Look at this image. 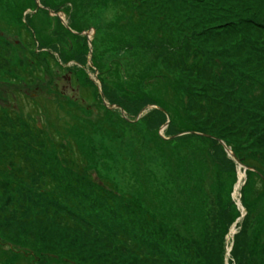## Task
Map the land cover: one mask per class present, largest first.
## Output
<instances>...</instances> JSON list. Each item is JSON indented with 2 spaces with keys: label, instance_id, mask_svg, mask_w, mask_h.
<instances>
[{
  "label": "rangeland",
  "instance_id": "1",
  "mask_svg": "<svg viewBox=\"0 0 264 264\" xmlns=\"http://www.w3.org/2000/svg\"><path fill=\"white\" fill-rule=\"evenodd\" d=\"M243 70L264 79V0H0V108L24 129L21 142L17 132L3 138L26 157L0 146L10 166L0 181L13 190L0 196L2 212H12L0 217V264H100L64 248L61 219L45 221L46 209L32 204L47 198L90 219L94 229H82L107 243L98 252L108 241L119 250L133 241L126 255L135 253V264H257L259 171L234 170L226 148L229 166L211 155L217 139L227 140L264 165V122L234 125V105L224 120L220 98L207 91L220 75L241 78ZM135 100L153 103L135 111ZM30 134L45 146L35 139L29 148ZM70 149L68 160L62 151ZM239 170L253 212L241 190L233 194ZM246 214V237L236 243ZM227 216L235 219L228 228ZM243 249L250 255L237 259Z\"/></svg>",
  "mask_w": 264,
  "mask_h": 264
},
{
  "label": "trees",
  "instance_id": "2",
  "mask_svg": "<svg viewBox=\"0 0 264 264\" xmlns=\"http://www.w3.org/2000/svg\"><path fill=\"white\" fill-rule=\"evenodd\" d=\"M25 30L28 32V34H30L29 33V32H31L30 29L25 27ZM226 65H227V69L230 67L237 66L236 64H233V63L228 64L227 62H226ZM228 72L229 71H227V73H226V75H224V77H222V75H220L216 80L215 79L212 80L211 84H217L218 83V85H217V87H216V85H215V87L210 86V88L207 91L210 94H214L217 98L221 99V100L218 99V102L214 103L215 106L219 109V113H218L219 116H221L222 118H225L224 120H228V118H229V117H227L228 112H229V110H231V105H234V107H232V108H234L233 110H235V113L232 112V116H236V118L231 117V119H233L232 123L238 127H240V125H243V127H245V128H250V129L254 130V125L252 123V119L256 118L257 120H262L264 122V79H259V80L257 79L258 77L263 78L261 76L260 71H253L254 74H250V73H247L246 71L243 70V71H241V78H237L235 76V74H233V76H231V74ZM257 74H258V77L256 76ZM84 90L86 91L87 88H85ZM135 102L137 103L134 105L135 111H139V110H141L140 108H143L146 105L153 103V102H150V100H144V101L135 100ZM213 110H215V109H213ZM163 112H164V110H163ZM210 114H211V116L214 115L213 113H210ZM5 116H6L5 110L0 108V131L2 130V133H0V146L2 148H4V146H6L7 151L13 153V146L6 144L4 142L3 137L13 134L12 138H16L15 133L17 132L20 135L19 142H21V139L23 138L22 134L24 132V129H21V128L19 129L18 122H13V124H10L11 121L7 120L5 118ZM60 126H61L60 123H54V128H60ZM36 127H39V125L37 124L36 126H33V129L36 130ZM35 139L38 140V143H37L38 145L42 144L41 145L42 147L45 146V144H43L41 142V140H44V138H42L40 136L37 137L36 134L35 135L32 134V136L30 134L27 136V141H29L27 143V145L30 146L29 148H31L35 144ZM216 139L217 138H215V140ZM219 139H223V137H221ZM215 142L216 143H213V145L211 146L212 158L215 159L214 160L215 163H217L218 166H220V167L229 166V164H227L225 162V158H222V155L224 157L228 156L227 152L224 151L225 146L223 143H225L227 146L228 145L231 146V143H229L227 140H225V141L223 140V142L220 143L218 141V139ZM21 145L25 146V144H21ZM52 145L59 148L56 144H52ZM58 145H61L60 142L58 143ZM219 148H221L222 152L219 150ZM35 150H37L38 153H40V154L43 152V149H40V148H36ZM15 151H18V150L15 149ZM232 151L236 155L239 154V152L235 151V148H233V147H232ZM70 152L75 154L73 149H70L67 151L63 150L62 155L65 158H68V160H71ZM13 154L15 155V158H17V159H21L22 161L26 160V157L23 156L24 155L23 153L17 152V153H13ZM74 154H72V157L74 156ZM239 155H238V158L242 161V163L245 166L249 165L250 167L256 169L257 171H254V172L259 171L257 179H258V183L260 184V186L259 187L257 186L258 189H256V193L258 194V198H261L264 195V165L261 163L262 161L260 159H258L259 162L253 161L252 159H249L250 156L246 159H243ZM73 158H75V157H73ZM230 162H232L231 165L234 167V170L236 169V166H239L238 163L236 161H234L233 159H230ZM21 165H23V164H21ZM9 167L10 166L7 163L3 162V160L0 158V178L3 175V171L4 172L10 171ZM28 168H30L32 174H37L36 175L37 178L41 175V174H38L37 169H35L33 167V165L27 166V169ZM248 172L250 173V171H248ZM14 176H15V173H14ZM249 176H250V174H249ZM29 187L30 186H27V188H29ZM248 191H249L248 181H246L245 184L243 185L242 189H241V193H242L241 198H242L243 204L247 208H250V210H252L250 206H252L253 204L250 203L248 201V198H247ZM0 196H2L1 197L2 201L3 200L6 201L8 199V196H13V190L6 187L2 181H0ZM31 200H32V204L42 213H44L43 208L46 209L47 214H44V220L45 221H47L48 218H51V216L53 214H57L58 218L61 219V227H62L61 234L63 237L62 241H63V244L65 245L64 248H67V250L69 252L75 251L78 256H81L83 258L85 257V258H87V260H89L92 263H100V264H133V263L135 264L136 263V261H134L135 253L131 254L130 256L126 255L127 252L133 253L135 251V247H134L135 243L133 241L128 242V243H122V247L120 250H119V247L115 243L108 241L109 244L105 248L106 251L105 252H98V250H100V249H97V246H102V244H104V243L107 244V243L105 242L106 240L99 241L97 234L92 232L91 229H94V228L90 224V219L88 217H85V219H83L82 217L76 218L73 213L64 210L61 207L58 200H51L50 198L41 199V200H35V199H31ZM87 202H89V201H87ZM4 203H1L0 217H8L9 214L12 215V212L7 213L8 216L2 212L3 209H1V208L3 207ZM222 209H223V207H222ZM228 211L231 212L230 208H228ZM252 212H253V210H252ZM252 212L250 213V215L252 214ZM39 219H40V217L38 218V220ZM248 219H250V217H248V215L246 214L244 219L242 220V224H241V228H243V230L241 229V231L236 234V239H235L236 243L240 240H244V238L246 237L245 228H246V221ZM234 220L235 219H233L231 221L230 216L226 217V220H225L226 225L230 222L229 225L227 226V228L230 226V224ZM82 222L84 224L89 225V227H91V229L87 228V229L83 230L82 229ZM45 227H47V225ZM80 233L83 235H87V238H85V240L79 238L78 235ZM73 240H75V241H73ZM90 240H94V241L92 242ZM129 244H132L131 245L132 248L128 247ZM79 246L81 248H78ZM243 247L246 248L245 245H243ZM0 249H1V246H0ZM120 251H123V253L125 255L120 253ZM258 252H259V255L255 256V258L253 257L254 263H257V264H259L262 261L260 259V257L264 256V246L259 247L256 250V253H258ZM202 255L203 254L201 253L200 256H202ZM246 255H250V254H248V252L243 249V252L240 255L238 254L237 259H240L241 257L246 256ZM22 261L25 262L24 264H29V261L27 259L25 261V259L23 258ZM23 262L20 264H23ZM155 262L156 261H154L151 264H155ZM247 262H248V258L244 257L243 264H246ZM213 264H216V262L213 261ZM240 264H242V263L240 262Z\"/></svg>",
  "mask_w": 264,
  "mask_h": 264
},
{
  "label": "bare ground",
  "instance_id": "3",
  "mask_svg": "<svg viewBox=\"0 0 264 264\" xmlns=\"http://www.w3.org/2000/svg\"><path fill=\"white\" fill-rule=\"evenodd\" d=\"M149 109H151V108H149ZM147 110V109H146ZM144 112V111H143ZM142 112V113H143ZM142 113L140 114V115H142ZM245 175H246V173H245ZM243 179H244V173H243V170H239V178H238V181H237V183L235 184V188H234V193L233 194H235V195H237V197L239 196L238 195V192H239V190H241L242 189V187H243V185H244V183L246 182H243ZM235 195H233V197L235 196ZM234 224L231 226V228H230V232H229V235H228V237H232V232L234 233ZM230 247H231V245H229ZM228 246V250H230L231 251V249H230V247ZM229 251V252H230Z\"/></svg>",
  "mask_w": 264,
  "mask_h": 264
},
{
  "label": "water",
  "instance_id": "4",
  "mask_svg": "<svg viewBox=\"0 0 264 264\" xmlns=\"http://www.w3.org/2000/svg\"><path fill=\"white\" fill-rule=\"evenodd\" d=\"M153 107V106H152ZM224 144V146H225V148H226V150L228 151V153L232 156V158L238 163V165L239 166H245L243 163H242V161L236 156V154L232 151V149L231 148H229V147H227V145L225 144V143H223ZM246 167V166H245ZM246 169H247V167H246ZM242 218V217H241ZM230 249H231V247H230ZM230 250H228V252H229Z\"/></svg>",
  "mask_w": 264,
  "mask_h": 264
}]
</instances>
